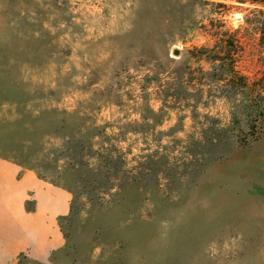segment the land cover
Instances as JSON below:
<instances>
[{"label": "rangeland", "instance_id": "obj_1", "mask_svg": "<svg viewBox=\"0 0 264 264\" xmlns=\"http://www.w3.org/2000/svg\"><path fill=\"white\" fill-rule=\"evenodd\" d=\"M248 7L0 0V155L70 201L15 264H264V95L226 82L264 86Z\"/></svg>", "mask_w": 264, "mask_h": 264}, {"label": "crops", "instance_id": "obj_2", "mask_svg": "<svg viewBox=\"0 0 264 264\" xmlns=\"http://www.w3.org/2000/svg\"><path fill=\"white\" fill-rule=\"evenodd\" d=\"M67 190L0 155V264L47 262L64 245Z\"/></svg>", "mask_w": 264, "mask_h": 264}, {"label": "trees", "instance_id": "obj_3", "mask_svg": "<svg viewBox=\"0 0 264 264\" xmlns=\"http://www.w3.org/2000/svg\"><path fill=\"white\" fill-rule=\"evenodd\" d=\"M221 1H233L239 5H248L250 12L252 13V17L247 20L246 22L250 23L251 25H254L257 28L258 34H259V44L264 46V0H221ZM221 4V2L219 3ZM226 49L222 50L220 53H222L223 56H218L220 60H223L225 58V55L232 54L231 47L232 44H230L228 41H225V44L223 45ZM238 52H236L237 54ZM234 55V54H233ZM226 82L229 85L228 90L230 88L239 89L243 92H245L249 96H254L261 98L262 95H264V86L260 83V80H248L247 77L244 75H241L238 71L235 70L234 67H231V70L229 71V74L227 75ZM264 109V106H262ZM63 217L62 219H64ZM61 219V220H62ZM20 258H26L25 256H20ZM19 261V260H18Z\"/></svg>", "mask_w": 264, "mask_h": 264}, {"label": "water", "instance_id": "obj_4", "mask_svg": "<svg viewBox=\"0 0 264 264\" xmlns=\"http://www.w3.org/2000/svg\"><path fill=\"white\" fill-rule=\"evenodd\" d=\"M174 54H177V51H175Z\"/></svg>", "mask_w": 264, "mask_h": 264}]
</instances>
